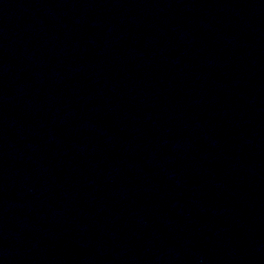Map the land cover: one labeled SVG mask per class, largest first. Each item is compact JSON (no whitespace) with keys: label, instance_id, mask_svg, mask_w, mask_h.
I'll use <instances>...</instances> for the list:
<instances>
[{"label":"water","instance_id":"water-1","mask_svg":"<svg viewBox=\"0 0 264 264\" xmlns=\"http://www.w3.org/2000/svg\"><path fill=\"white\" fill-rule=\"evenodd\" d=\"M0 264H264V0H0Z\"/></svg>","mask_w":264,"mask_h":264}]
</instances>
